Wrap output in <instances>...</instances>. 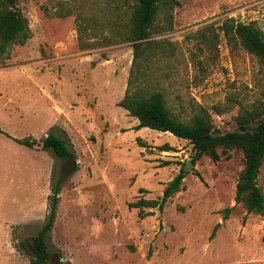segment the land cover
<instances>
[{"label":"rangeland","instance_id":"obj_1","mask_svg":"<svg viewBox=\"0 0 264 264\" xmlns=\"http://www.w3.org/2000/svg\"><path fill=\"white\" fill-rule=\"evenodd\" d=\"M176 1L160 6L136 67L125 40L137 0H15L29 39L0 53V264H30L51 184L73 167L48 264H264V217L235 202L245 164L237 148L190 167L202 181L188 173L162 212L129 208L159 202L193 156L186 141L135 130L118 107L132 70L179 121L199 116L228 133L248 115L251 127L264 119V60L221 31L253 24L264 39V0ZM47 134L66 136L75 160L43 150ZM25 138L37 146L14 141ZM257 180L264 195V158Z\"/></svg>","mask_w":264,"mask_h":264},{"label":"trees","instance_id":"obj_2","mask_svg":"<svg viewBox=\"0 0 264 264\" xmlns=\"http://www.w3.org/2000/svg\"><path fill=\"white\" fill-rule=\"evenodd\" d=\"M178 6L176 0H137L133 7L126 40L131 43L133 50V66L142 54V42L150 36L151 29L158 14L160 6ZM221 31L224 35H232L240 47L247 53L264 60V39L261 31L253 24L224 22ZM29 39L26 20L20 11L15 8V0H0V53L12 43L23 44ZM138 60V61H137ZM118 107L125 110L131 118L137 120L135 130L148 129L159 133H168L173 137L188 142L192 146L193 156L190 160L192 167L205 155H209L213 162L220 160L217 150L228 159V152L234 148L241 150L244 158V169L236 183L235 202H242L247 213H255L264 217V195L258 187V174L264 158V119L254 127H251L253 118L248 115L238 124V129L233 132L220 133L206 118L195 116L189 122H182L170 114L162 93H146L139 85H136L134 71L130 73L128 87ZM0 133L2 131L0 130ZM18 145L34 148L36 140L25 138L15 139ZM41 148L51 151L54 156L62 161L75 160V153L66 136L47 134L41 141ZM77 171L76 167L70 172H60L57 182L51 184V196L49 212L45 223L32 238L33 256L30 264H48L51 254L48 246L49 234L55 220V212L58 206V196L61 186L68 176ZM188 173L200 178L195 170L184 172L183 169L169 182L162 193L159 202H147L140 200L137 204H130L129 208H157L162 212L166 203L181 190L183 180ZM202 181V179L200 178ZM229 212V209L225 210ZM223 216L222 220H226ZM219 224L216 225L210 238L214 237Z\"/></svg>","mask_w":264,"mask_h":264},{"label":"water","instance_id":"obj_3","mask_svg":"<svg viewBox=\"0 0 264 264\" xmlns=\"http://www.w3.org/2000/svg\"><path fill=\"white\" fill-rule=\"evenodd\" d=\"M192 167V164L190 162H188L186 164V166L184 167V172H187L189 170V168Z\"/></svg>","mask_w":264,"mask_h":264}]
</instances>
